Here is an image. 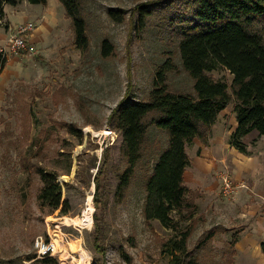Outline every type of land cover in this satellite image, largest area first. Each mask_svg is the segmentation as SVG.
<instances>
[{
  "label": "rangeland",
  "instance_id": "1",
  "mask_svg": "<svg viewBox=\"0 0 264 264\" xmlns=\"http://www.w3.org/2000/svg\"><path fill=\"white\" fill-rule=\"evenodd\" d=\"M153 1L141 30L138 7ZM186 1L84 0L91 42L86 53L76 45L75 29L63 5L50 0L45 8L48 15L32 21L36 29L31 39L37 53H9V41L3 47L8 64L0 76V264H27L29 259L48 264L34 246L39 236L58 242L54 258L59 264H171L164 243L176 233L158 220L148 221L144 214L145 170H139L123 199L117 195L126 162L121 154L122 134L111 117L130 86L136 100L145 99L156 72L169 59L177 65L168 74L171 89L194 92V80L179 54L182 26L176 23ZM112 10L125 20L113 19ZM256 28L264 36V20ZM106 38L116 47L109 58L101 53ZM210 74L232 84L233 75L227 69ZM235 106L232 103L222 111L209 131L211 145L196 139L187 148L191 166L204 150L212 153L210 161L215 160L213 171L197 174L193 167L187 169L191 197L198 205L190 247L204 264L226 263L230 252L226 229L264 225V137L254 131L243 139L250 159L263 165L255 183L236 179L239 151L230 144L238 128ZM72 125L82 136L72 133ZM151 137L166 146L165 131L153 127ZM38 165L60 175L64 205L56 211L42 206L44 184L36 172ZM103 166L100 196L96 178ZM228 178L239 187L231 197L222 193ZM89 203L90 221L78 222ZM66 206L68 214L62 212ZM219 209L223 216L215 212ZM241 213L244 216L239 219ZM96 215L105 233V253L94 247ZM212 233L216 237L204 245L202 241ZM65 243H78L81 250L67 252L70 245Z\"/></svg>",
  "mask_w": 264,
  "mask_h": 264
},
{
  "label": "trees",
  "instance_id": "2",
  "mask_svg": "<svg viewBox=\"0 0 264 264\" xmlns=\"http://www.w3.org/2000/svg\"><path fill=\"white\" fill-rule=\"evenodd\" d=\"M24 0H0V20L5 19L7 5L17 6ZM31 4L47 5L48 0H27ZM71 18L76 34V45L88 52L91 48L88 21L84 15V0H59ZM148 2L138 7L143 30L151 14ZM117 22L124 15L110 11ZM264 20V0H187L182 6L176 23L182 26L179 54L185 70L194 80V92L173 91L168 74L176 69L169 59L156 72L154 86L143 100H136L132 87L114 109L111 122L122 134L121 154L126 166L119 175L117 195L123 199L132 186L139 170H145L146 203L144 214L148 221L158 220L163 227L176 233L164 246L170 253L171 264H204L190 247L195 232L198 205L191 197L192 190L186 184L185 174L191 166L187 148L196 139L209 142V131L218 122L222 111L235 103L237 130L231 135L230 144L249 155L244 137L258 131L264 137V36L257 30V23ZM174 22V21H173ZM114 43L106 38L101 53L105 58L115 54ZM8 64V55L0 51V76ZM221 68L233 75L230 85L216 80L210 73ZM72 125V133L76 130ZM156 127L167 133V144L152 140L151 131ZM77 134V133H76ZM82 136V134H81ZM155 162V163H154ZM154 163V164H153ZM43 188L40 200L43 208L52 211L63 204V189L56 171L43 165L36 166ZM96 178L98 194L103 193L104 166ZM100 209L99 199H96ZM69 213L68 207L62 209ZM98 229L94 247L105 253V233L96 215ZM184 222H189L183 227ZM215 235L202 241L205 245ZM236 235L229 243L225 264H234ZM264 251V244H263ZM43 263L59 264L54 257L42 258ZM149 264H156L151 262Z\"/></svg>",
  "mask_w": 264,
  "mask_h": 264
},
{
  "label": "crops",
  "instance_id": "3",
  "mask_svg": "<svg viewBox=\"0 0 264 264\" xmlns=\"http://www.w3.org/2000/svg\"><path fill=\"white\" fill-rule=\"evenodd\" d=\"M38 6L39 5L31 4L27 0H24L17 6H6V17L4 20H0V51H2L3 47L15 33L19 24L32 22L34 20L38 21V19H42L43 17H46L48 15L45 12V8L50 6V0H48L47 5H44L43 9H39L40 7ZM211 143L213 142H210L209 140L208 145H211ZM206 148L208 149L209 147L206 146ZM205 154L206 150H204V152L202 151L200 160L192 163L191 167H193L197 174L203 171H213L212 168L215 160L210 161L213 155L209 151L206 154L208 156H206ZM237 154V162L234 165V175L236 179L242 181L248 180L255 183L259 173L262 171L263 165L250 159L251 157L245 155L240 151ZM188 173L189 171L186 172L185 179L187 185L190 187L187 182ZM215 212H217L218 215L223 216V211H221L220 209ZM243 216L244 213H241L238 215V218L242 219ZM225 231L226 232L224 233V236H226L225 240L228 242V246L232 241L233 236L236 235L237 237V242L235 244L236 253L234 255V264H264V225L256 224L252 227L239 226L238 229H234V227H231V229H226ZM225 257L227 258V256ZM33 261L34 260L29 259V261H27V264H34Z\"/></svg>",
  "mask_w": 264,
  "mask_h": 264
},
{
  "label": "built area",
  "instance_id": "4",
  "mask_svg": "<svg viewBox=\"0 0 264 264\" xmlns=\"http://www.w3.org/2000/svg\"><path fill=\"white\" fill-rule=\"evenodd\" d=\"M36 29L34 22H25L17 26L15 33L9 39L8 52L12 54L18 53H37V47L34 41L31 39V33ZM6 52V51H5ZM237 183L228 178L224 180V185L222 187V193L226 197L233 196L238 190ZM35 249L39 258L54 257L57 255L59 246L54 239H46L43 236H39L35 240Z\"/></svg>",
  "mask_w": 264,
  "mask_h": 264
},
{
  "label": "bare ground",
  "instance_id": "5",
  "mask_svg": "<svg viewBox=\"0 0 264 264\" xmlns=\"http://www.w3.org/2000/svg\"><path fill=\"white\" fill-rule=\"evenodd\" d=\"M90 211H91V206H90V203H89L88 207L84 211L83 217L80 218V219H76V220H78V222H80V223H88L90 221V219H89V212ZM65 244L66 245H70V247H67V252L77 253V252H79L81 250L80 249V245L78 243H69V244L65 243ZM58 246H59V244H58Z\"/></svg>",
  "mask_w": 264,
  "mask_h": 264
}]
</instances>
